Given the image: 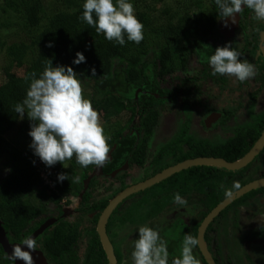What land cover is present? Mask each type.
<instances>
[{"label": "trees", "instance_id": "trees-1", "mask_svg": "<svg viewBox=\"0 0 264 264\" xmlns=\"http://www.w3.org/2000/svg\"><path fill=\"white\" fill-rule=\"evenodd\" d=\"M10 2L14 5L16 19L21 20L20 25L27 34V39L8 46L0 41V48L5 49L12 62L23 63L25 72L23 78L7 73V81L0 85V164L5 154L13 149L6 137L20 121L13 106L22 102L26 96L27 86L24 82L29 81L28 77L33 72L37 73L38 77L43 72L47 59H51L53 66L70 65L80 76L92 80L95 90L92 100L94 108L99 111L110 109L117 114L124 111L130 113L128 123L132 125L134 132L131 130L125 132L121 129L113 134L110 144L112 149L116 147L111 154V163L106 164L102 172L106 176H111L128 160L143 165L148 140L159 123L160 108L170 100L173 101L178 92V89L174 91L164 88L163 82L180 66L186 69L185 64L192 57L208 69L210 66L207 57L214 54L222 38L217 25L222 17L218 15L219 9L215 0H209L207 9L198 2L196 7L199 11L184 17L174 16L167 25L160 27L151 22L147 13L138 12L137 17L144 24L145 39L139 45L128 42L123 47L105 40L94 28L79 19L84 0H59L62 9L49 17H46L45 0ZM0 8L3 13L10 12L4 5H0ZM250 11L252 10L246 9V13ZM12 25V22H7L0 26L10 28ZM49 42H53L55 46L47 47ZM262 49L264 50V45ZM77 52L84 53L87 63L72 64ZM92 68H95L94 76ZM260 70L259 81L262 90L264 63ZM208 76L212 77L211 74ZM196 80L197 78L183 79L182 86L188 84L193 87L186 89L187 95L196 93ZM221 123L223 125L225 120L223 119ZM263 130L264 113L258 114L253 122L237 129L233 136L222 143H210L207 139H197L188 135V127L183 125L175 139L154 160L155 167L150 177L171 165L197 157H220L230 162L239 160L252 149ZM182 144L190 148L188 153L182 151ZM177 148L184 153L183 156L176 154ZM166 155L175 157L172 158L173 164H160ZM251 166L253 164L247 169ZM96 168L95 165L82 168L76 163L75 157L63 165L58 162L51 168L43 163L36 166L34 158L23 157L20 151L13 149L10 171L4 177L0 176V218L7 223L10 230L20 232L36 221L40 220L42 223L47 217L53 216L49 214L51 204L57 205L58 210L53 213L59 216L66 212L64 210L62 212L65 198L71 196L79 198L81 203L76 212L81 220L87 216L93 226L83 230L80 221L69 223L62 220L51 227L45 236L47 256L54 264H108L96 226L109 201L95 197L93 192L98 184L95 178L85 190V181ZM247 169L230 172L222 168L200 166L178 173L122 202L116 214L110 217L108 229H112L118 216L120 221L128 219L144 223L146 218L153 217L165 209H168V212L178 210L179 205L173 200L174 194L179 192L184 195L193 192L195 205L200 207L198 217L189 226L178 217L173 226L160 231L161 236L168 242L171 264L172 259L180 256L184 234L188 232L198 237V228L203 220L226 199L225 189L232 188L233 182L238 181L242 187L253 179L246 178ZM43 172L52 181V187L42 177ZM60 173H67L70 176L69 180L59 182L57 176ZM72 177H78V182H72ZM124 185L125 183L120 191L127 187ZM261 192H264V188L234 202L207 229L205 237L207 244L209 246L217 244V250L211 249L217 264H226L223 250H220L224 248L223 236L215 238L218 231L215 226L217 220L223 218L232 208L242 204L249 196ZM64 204L69 206L70 201ZM47 214L50 216L42 218ZM92 214L95 216L90 219ZM226 229L230 233V229ZM257 233L259 231L255 230L251 237ZM83 236L88 239V247L86 255L81 258L78 245ZM195 251L201 264H207L198 246ZM116 253L118 264H122L120 250L116 249ZM228 263L233 264L230 261Z\"/></svg>", "mask_w": 264, "mask_h": 264}, {"label": "rangeland", "instance_id": "rangeland-1", "mask_svg": "<svg viewBox=\"0 0 264 264\" xmlns=\"http://www.w3.org/2000/svg\"><path fill=\"white\" fill-rule=\"evenodd\" d=\"M198 2L201 3L204 9L208 8L209 0H134V6L136 8V15L140 11L145 12L151 19V22L155 26L160 27L167 25L169 20L174 16L178 17L181 15L184 17L192 12L199 11L196 7V3ZM0 5H4L10 11L6 14L0 8V25L7 22L13 23L10 28L0 26V41L8 46L12 43L26 40L27 34L21 28V20L16 19L17 16L13 11L14 5L10 0H0ZM45 6L46 17L62 9L59 0H45ZM231 25L229 21V27H225L223 20L220 19L218 21V28L223 32L231 28ZM246 38L252 41L255 47L243 54L242 59H247L249 62L255 64V57L261 52L259 47L264 40V23L261 24L255 21L253 15L248 20L246 33L237 25L233 35L227 36L220 46L231 43L232 47H237L242 52ZM211 71V68L201 69L193 58L187 72H177L173 77L166 80L164 86L175 89L182 83V78H197L198 81L195 82L196 93L193 96L187 95L188 91L186 89L191 87V85L188 86L187 84L185 87L181 85L174 100L160 108L159 123L148 140V156L146 157V164L143 167L130 165V167L123 171L126 176H123L119 180H116V174L113 177L93 175L98 182L93 192L97 199L111 200L121 190L124 183V186H127L149 178L153 172L151 171L152 168L149 166V162L151 159L156 158L175 139L183 125H187L188 135H192L197 139H207L210 143H222L233 136L235 131L245 125L247 121H251L254 116L264 112V92L260 93L258 91L260 73L254 79L243 83L235 78L225 76L226 83L222 84L218 80L220 76L212 75V77H208ZM24 72L25 65L23 63L12 62L8 58L5 49L0 48V85L7 81V73L23 78ZM81 80L85 97L92 101L95 96L92 80L84 76H81ZM24 83L27 86L26 89H28L30 81H25ZM99 112L105 130L111 136V139L113 134L121 129H124L126 132L131 130L132 125L128 123L130 117L128 111L120 114L114 113L110 109L100 110ZM214 112H223L225 114V123L220 127L204 128L203 122ZM218 118H216L217 121L219 120ZM31 123L25 114L24 119H20L17 127L6 138L15 151H20L23 157L29 156L34 158L36 166H40L41 161L33 154V150L29 147L31 137L28 133ZM13 149L11 152L5 154L0 164V176L4 177L7 175L10 169ZM260 160H263L262 165H254L251 174L255 175V177L263 178L264 153H262ZM173 162L171 157H166L162 163L173 164ZM66 201H70L69 206L64 204ZM78 205L79 199L76 197L71 196L64 199L62 206L64 207L63 210L67 212L66 219L71 223L80 221L83 230L91 228L93 223L90 222L89 218L84 216L81 220L79 214L75 212ZM243 205L240 204L232 208L228 213L229 217L220 218L215 224L218 229L215 238L223 236L222 246H225L223 256L226 263L230 260L233 264H245V256L249 252L246 234L251 228H254L264 220V211L254 212L248 207H243ZM230 217L231 219H229ZM152 221L153 219H147L144 223H133L128 219H124L117 225L115 224V229L113 230L116 234L115 240L120 244L121 249L125 253L128 251L130 254V256L125 255L123 264H128L131 261V242L136 239L138 228L145 224L149 225ZM226 228L230 229V233ZM87 240V237L83 236L79 242V253L81 255L84 254Z\"/></svg>", "mask_w": 264, "mask_h": 264}, {"label": "clouds", "instance_id": "clouds-1", "mask_svg": "<svg viewBox=\"0 0 264 264\" xmlns=\"http://www.w3.org/2000/svg\"><path fill=\"white\" fill-rule=\"evenodd\" d=\"M215 4L225 27H229V21L232 25L237 24L246 9L252 10L255 21L264 23V0H215ZM82 7L79 19L105 40L122 47L128 42L139 45L144 41V24L136 15L134 0H84ZM54 46L53 42L47 44L49 48ZM207 60L213 76L235 78L243 83L259 75L256 65L242 59L241 52L231 43L217 47ZM82 63H87V58L83 52H77L72 64ZM91 72L94 76L95 68ZM28 79L26 96L13 106V110L19 119H24L26 114L32 122L28 135L33 154L49 168L58 162L63 165L73 157L82 168L90 165L103 168L111 163V136L105 130L99 110L85 97L81 76L74 68L53 66V61L47 59L43 72L38 77L33 72ZM69 177L67 173H60L57 180L63 182ZM78 179L72 177V182H78ZM240 189L241 184L233 182L224 195L230 199L234 190ZM173 200L182 207L188 205L179 192L174 194ZM131 243V264H170L168 242L157 227L147 224L139 227L138 238ZM199 244L197 236L184 234L180 256L172 259L171 264H201L194 255ZM37 247V240L27 236L13 246L7 258L12 264L17 261L36 264L33 253Z\"/></svg>", "mask_w": 264, "mask_h": 264}, {"label": "flooded vegetation", "instance_id": "flooded-vegetation-1", "mask_svg": "<svg viewBox=\"0 0 264 264\" xmlns=\"http://www.w3.org/2000/svg\"><path fill=\"white\" fill-rule=\"evenodd\" d=\"M253 15V12L252 11H250V12H248V13H246V10L240 15V18H239V20H238V23L237 24H235V25H231L230 27L231 28H229V29H227V30H225L224 32L222 31V30H220L219 28H218V30H219V33L222 35V38L220 39V41L218 42V46L219 47H221L220 45H221V42L222 41H224V39L227 37V36H230V35H233V33H234V31L236 30V27H237V25L238 26H240L241 27V29H243L244 30V32L246 33V31H247V26H248V20H249V18L251 17ZM222 19V18H221ZM262 24V23H261ZM218 25V24H217ZM255 41V40H254ZM263 45H264V40H263V43H261L260 44V50H261V52H259L258 54H257V56L255 57V59H256V61H255V65H256V67H257V69L259 70V73H260V75H261V70H260V67L262 66V64L264 63V50L262 49V47H263ZM235 46V45H234ZM254 47H255V44L252 42V41H249V40H247V38H246V42H245V45H244V49L242 50V52H241V54L243 55V54H245L246 52H249V50L251 49H254ZM234 48H236L238 51H240L237 47H234ZM257 48V47H256ZM195 59V57H192L191 59H189L188 61H187V64H185V66H186V69H185V67L183 68L182 66H180L179 67V69L176 71V72H174L171 76H168L167 78H166V80L167 79H169L170 77H173L177 72H187L188 70H189V64L191 63V60L192 59ZM195 61H196V59H195ZM196 64L197 65H199L200 67H201V69H207V67L205 68V67H203L202 65H200L199 63H197V61H196ZM210 68V67H209ZM208 68V69H209ZM260 75H259V78H260ZM209 77V76H208ZM183 79L184 78H182L181 80V82L183 83ZM190 79H192V78H190ZM166 80L163 82V87L164 88H166V89H170V90H176V89H178V92H179V88H180V86L181 85H183L182 83H180V85L178 86V87H176L175 89H172V88H168V87H165L164 86V83L166 82ZM222 84L223 83H226V78H225V76H220L219 77V79H218ZM198 81V79L196 80V82ZM191 88H193V87H191ZM258 91L261 93V92H264V89H260V81H259V88H258ZM177 92V93H178ZM190 95H195V94H190ZM172 102V100H170L168 103H171ZM167 104V103H166ZM262 113H264V112H262ZM259 114H261V113H259ZM215 115V116H214ZM224 113L223 112H221V113H219V112H214V113H212L204 122H203V126H204V128H206V129H210V128H214V127H216V126H218V127H220L221 125H222V121H223V119L225 120V117H224ZM258 115V114H257ZM257 115L256 116H254L253 118H252V120L251 121H247L246 123H245V126H248L251 122H253L254 121V118L255 117H257ZM222 116V117H221ZM217 117H219L218 119V121L216 120V118ZM139 119V117H137V120ZM216 120V121H215ZM213 121H215V122H213ZM223 126V125H222ZM244 126V125H243ZM133 130V127H131V131ZM126 132V131H125ZM132 132H134V131H132ZM263 132H264V130H263ZM116 146H114V148H115ZM148 143H147V147H146V157L148 156L147 155V151H148ZM182 151L183 152H189L190 151V148H188L187 147V145H185V144H182ZM114 148L112 149V151L114 150ZM112 151L110 152V157H111V154H112ZM182 151H180L179 150V148H177L176 149V154L177 155H179V156H183L184 155V153H181ZM264 151V150H263ZM262 151V152H263ZM262 152L249 164V165H252L253 164V166L254 165H262V162H263V160H260V157H261V155H262ZM161 153V152H160ZM160 153H159V155H160ZM191 153V152H190ZM194 153V152H193ZM158 155V156H159ZM157 156V157H158ZM178 156V157H179ZM146 157H145V161H146ZM157 157L156 158H153V159H151V161L149 162V166L152 168V170L151 171H153V169H154V165H153V163H154V160L155 159H157ZM167 157V155L161 160V162H160V164H162V162L164 161V159ZM169 157H171V158H175L174 156H168V158ZM197 158H199V157H197ZM216 158H220V157H216ZM192 159H195V158H192ZM187 160H190V159H187ZM184 161H186V160H184ZM184 161H182V162H184ZM181 163V162H180ZM146 163L144 162V164L143 165H137V164H134V163H132V162H130L129 160L125 163V165L120 169V170H118V172H115L113 175H111V176H106L103 172H101V173H99V172H97V168L93 171V173L90 175V178H88L87 180H88V183H87V187H89V185H90V183H91V180L93 179V178H95L96 179V177H94L93 175L94 174H97V175H101V176H104V177H113L115 174H116V180H119V179H121V178H123V176H126L124 173H123V171L126 169V168H128V167H130V165H136V166H140V167H143L144 165H145ZM166 164V163H165ZM178 164V163H177ZM177 164H174V165H177ZM166 165H171L170 163L169 164H166ZM174 165H171V166H174ZM249 165L246 167V168H244V169H247L248 167H249ZM171 166H169V167H171ZM253 166H251L249 169H247L246 170V173H245V175H246V178H253L252 180H250L249 182H251V181H254V180H257V179H260V178H262V177H255V175H252L251 174V171H252V167ZM169 167H167V168H169ZM166 168V169H167ZM195 168V167H194ZM165 170V169H164ZM163 171V170H162ZM161 171V172H162ZM160 173V172H159ZM158 174V173H157ZM157 174H155V175H157ZM154 175V176H155ZM154 176H152V177H154ZM152 177H149V178H147V179H150V178H152ZM146 179V180H147ZM86 180V181H87ZM143 182V181H142ZM248 182V183H249ZM140 183V182H139ZM135 184H137V183H135ZM135 184H132V185H135ZM132 185H127V187H129V186H132ZM126 187V188H127ZM126 188H124V189H126ZM123 189V190H124ZM262 189V188H261ZM122 190V191H123ZM259 190V189H258ZM256 191V190H255ZM121 191H119L117 194H119ZM143 192V191H142ZM253 192V191H252ZM252 192H250V193H252ZM139 193H141V192H139ZM250 193H248V194H250ZM116 194V195H117ZM138 194V193H137ZM247 194V195H248ZM115 195V196H116ZM135 195V194H134ZM114 196V197H115ZM133 196V195H132ZM182 197H184L187 201H188V205L186 206V207H182V206H180L179 205V209L177 210V209H173V210H171L170 212H168V209H165L164 211H162V212H160V213H158V214H156V215H154L153 217H149V218H146L145 219V221L147 220V219H153V221L149 224V225H151V226H155V227H157L160 231H162L163 229H165V228H167V227H170V226H173V224L175 223V221L177 220V218L179 217L180 219H182L183 221H184V224L185 225H190L191 224V222L195 219V218H197L198 217V215H199V211H200V207H197L196 205H195V201H194V193L193 192H188V194H184V195H181ZM246 196V195H245ZM113 197V198H114ZM131 197V196H130ZM130 197H128L127 199H129ZM244 197V196H243ZM112 198V199H113ZM79 199V198H78ZM127 199H125V200H127ZM124 200V201H125ZM109 202H110V200H108ZM123 201V202H124ZM80 203H81V201L79 200V205H78V207L75 209V212L77 211V209L79 208V206H80ZM109 204V203H108ZM242 204H244L243 205V207H248V208H250L252 211H254V212H262V211H264V192H261V193H259V194H256V195H251V196H249ZM118 207H119V205H118ZM118 207L115 209V211L113 212V214H116V211H117V209H118ZM64 208V207H63ZM63 208H62V212H63ZM227 209V208H226ZM50 211H51V213L49 212V214H51V215H53V216H50V215H46V216H43L42 218H45V217H47V216H50V217H47L42 223H40L41 221L39 220V221H36V222H34L33 224H31V226L29 227V228H27V229H23V230H21L20 232H18V231H12V230H10V227L7 225V223L4 221V220H2L1 218H0V220H1V222H2V226H3V229H4V231H5V234H6V238H7V242H8V245L7 246H5L4 245V243H0V264H12V262L7 258V256H8V254H10L11 252H12V248H13V246H15V245H17V244H20L21 243V241L25 238V237H27V236H31V237H33V235L40 229V227L42 226V224H44L45 222H47V221H49V220H54V219H57V222L54 224V225H52L51 227H53V226H55L56 224H58V223H60L62 220H65V221H68L69 223H71L68 219H66V217H67V212H65V213H61L59 216L56 214V215H54V213H53V211H57L58 210V207H57V205L56 204H51L50 205V209H49ZM77 213V212H76ZM102 214V213H101ZM95 216V214H92V215H90V218H93V217ZM101 216V215H100ZM112 216V215H111ZM220 216V215H219ZM218 216V217H219ZM119 217L120 216H118L117 218H116V216L114 217V218H116L117 219V221H116V225L120 222V220H118L119 219ZM225 217H229V214L227 213L223 218H225ZM100 218V217H99ZM264 218V217H263ZM162 219H164V220H162ZM217 219V218H216ZM215 219V220H216ZM229 219H231V217L229 218ZM228 219V220H229ZM219 220V219H218ZM217 220V221H218ZM204 221V220H203ZM227 221V220H226ZM132 222V221H131ZM109 223V222H108ZM133 223H138V222H133ZM213 223V222H212ZM211 223V224H212ZM210 224V225H211ZM97 225H98V223H97ZM148 225V224H147ZM115 226V225H114ZM114 226H112V229H108V224H107V233H108V236H109V238H110V240H111V242H112V244H113V246H114V251H115V255H116V258H117V264H118V257H117V253H116V249H119L120 250V252H121V255H122V264H123V262H124V257H125V255L126 256H130V254H129V252L127 251L126 253L121 249V246H120V244L119 243H117V241L115 240L116 239V234L113 232V230L115 229V227ZM201 226V225H200ZM200 226H199V228H200ZM51 227H49L47 230H45L40 236H38L37 238H35L36 240H37V244H38V247H37V249H36V251L33 253V257H34V260H35V262H36V264H54L50 259H49V257L47 256V251H46V239H45V236H46V232L49 230V229H51ZM97 227V226H96ZM199 228H198V233H199ZM209 228V227H208ZM259 231V233H257V234H253V236L251 237V234L254 232V231ZM207 232V231H206ZM98 233V232H97ZM188 233V232H187ZM205 237H206V235H205ZM138 238V235L136 236V239ZM100 239V238H99ZM246 239H247V241H248V250H249V252L246 254V256H245V259H246V261H245V264H264V220L262 221V222H260L258 225H256L254 228H251L250 230H249V232L246 234ZM101 242V241H100ZM182 242L183 241H181V244H182ZM224 244H226V243H224ZM206 245H207V247H208V250L210 251V253H211V255H212V257L214 258V256H213V254H212V251H211V249L213 248L214 250H217V244L215 245V244H212L211 246H209L208 244H207V242H206ZM173 246V245H172ZM254 246H257L256 247V249H253V247ZM87 247H88V240H87V246H86V248H85V251H84V254L83 255H81L80 253H79V255H80V257L81 258H84V255H86V253H87ZM103 247V246H102ZM198 248H199V245H198ZM224 248H225V246H224ZM224 248L223 249H220V250H224ZM78 251H79V245H78ZM131 251H132V249H131ZM199 251H200V248H199ZM196 252L197 251H195V249H194V255H196V257H198V255L196 254ZM200 253H201V251H200ZM202 254V253H201ZM203 256V255H202ZM205 259V258H204ZM214 260H215V258H214ZM216 261V260H215ZM230 261V260H229ZM130 263H131V261H130ZM232 263V262H231ZM17 264H23V262L22 261H17ZM226 264H229L228 263V261H227V263Z\"/></svg>", "mask_w": 264, "mask_h": 264}, {"label": "water", "instance_id": "water-1", "mask_svg": "<svg viewBox=\"0 0 264 264\" xmlns=\"http://www.w3.org/2000/svg\"><path fill=\"white\" fill-rule=\"evenodd\" d=\"M139 91L136 93V97L138 96ZM264 150V132L262 133L261 137L252 147V149L241 159L230 162L224 158H216V157H199L195 159L186 160L184 162L178 163L177 165L171 166L162 172L158 173L154 177L147 179L143 182L137 183L135 185L129 186L119 194H117L113 199L110 200L107 207L102 212L98 225H97V232L100 238L101 244L103 249L108 258V264H117V258L114 251V246L108 236L107 233V224L110 220L111 215L115 211V209L120 205L125 199L128 197L137 194L139 192L145 191L167 179L170 177L181 173L185 170L200 167V166H210V167H217L222 168L230 172L240 171L246 168L262 151ZM97 172L101 173L102 168H97ZM88 180L85 181V190L88 189L87 187ZM264 188V177L251 181L244 186L241 187L240 190H236L235 194L232 198L224 199L220 204H218L204 219L202 222L199 233L198 239L200 240L199 248L200 251L205 258L207 264H217L214 258L212 257L208 247L206 245L205 235L208 227L210 224L230 205H232L237 200L241 199L243 196L247 195L248 193ZM80 200V199H79ZM57 222V219L49 220L45 222L40 229L33 235L34 238H37L41 235L45 230L49 227L54 225ZM5 231L2 226V222L0 220V243H4L5 246L8 245L7 238L5 237Z\"/></svg>", "mask_w": 264, "mask_h": 264}, {"label": "built area", "instance_id": "built-area-1", "mask_svg": "<svg viewBox=\"0 0 264 264\" xmlns=\"http://www.w3.org/2000/svg\"><path fill=\"white\" fill-rule=\"evenodd\" d=\"M41 164H42V162H41ZM42 177L45 179L46 183L50 184L52 187V181H50L48 175L45 172L42 173Z\"/></svg>", "mask_w": 264, "mask_h": 264}]
</instances>
